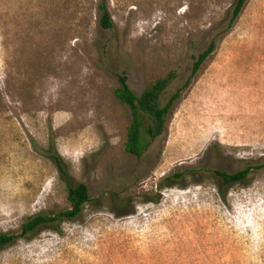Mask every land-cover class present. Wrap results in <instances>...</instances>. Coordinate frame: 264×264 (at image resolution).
Segmentation results:
<instances>
[{"label": "rangeland", "instance_id": "1", "mask_svg": "<svg viewBox=\"0 0 264 264\" xmlns=\"http://www.w3.org/2000/svg\"><path fill=\"white\" fill-rule=\"evenodd\" d=\"M99 1L0 0V233L68 207L53 148L92 197L0 264H264V167L230 186L214 172L264 165V0L234 23L237 0H107L109 29ZM213 40L164 134L126 152L120 76L140 96L175 71L165 106Z\"/></svg>", "mask_w": 264, "mask_h": 264}, {"label": "trees", "instance_id": "2", "mask_svg": "<svg viewBox=\"0 0 264 264\" xmlns=\"http://www.w3.org/2000/svg\"><path fill=\"white\" fill-rule=\"evenodd\" d=\"M246 2L247 0H237L233 11L232 23L240 16ZM98 9L102 26L107 29L112 28L114 23L107 0H100ZM216 49L217 42L213 40L209 47L200 53L194 64L193 73L189 81L174 93L165 106L161 104V97L177 77L175 71H171L166 76L151 82L140 96L131 89L128 83V77L125 75L120 76V85L115 90V95L121 102L130 107L133 115V120L129 126L125 142L126 152L141 157L148 150L150 144L164 134L167 128L168 115L176 101L181 97L183 90L189 86L191 80L196 76L209 57L213 55ZM48 156L54 161L61 177L67 183L68 207L56 214H38L30 218L22 225L19 233H0V249L9 247L22 238H32L36 236L45 226L53 227L65 220H78L84 213L86 205L92 202L89 187L85 183H72L69 168L55 148L49 151ZM263 167L264 165L256 167L249 166L236 173H228L220 170H215L214 172L217 176L222 178L225 186H230L235 183L247 182L255 168ZM179 176L180 174L167 176L162 186H172L173 184L171 182L173 179ZM114 204L118 207H122L123 204H127V202L120 198H115ZM129 212L130 211H127L126 214H129Z\"/></svg>", "mask_w": 264, "mask_h": 264}]
</instances>
